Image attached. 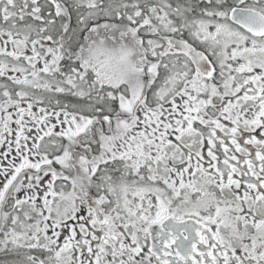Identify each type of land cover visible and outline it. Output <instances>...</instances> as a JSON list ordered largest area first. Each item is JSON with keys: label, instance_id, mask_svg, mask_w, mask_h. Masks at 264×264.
Wrapping results in <instances>:
<instances>
[{"label": "snow or ice", "instance_id": "1", "mask_svg": "<svg viewBox=\"0 0 264 264\" xmlns=\"http://www.w3.org/2000/svg\"><path fill=\"white\" fill-rule=\"evenodd\" d=\"M0 264H264V0H0Z\"/></svg>", "mask_w": 264, "mask_h": 264}]
</instances>
